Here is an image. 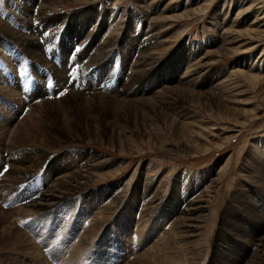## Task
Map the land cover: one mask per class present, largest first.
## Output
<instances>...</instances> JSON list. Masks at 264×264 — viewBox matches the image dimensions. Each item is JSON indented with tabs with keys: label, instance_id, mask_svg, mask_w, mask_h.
Listing matches in <instances>:
<instances>
[{
	"label": "rangeland",
	"instance_id": "obj_1",
	"mask_svg": "<svg viewBox=\"0 0 264 264\" xmlns=\"http://www.w3.org/2000/svg\"><path fill=\"white\" fill-rule=\"evenodd\" d=\"M42 1L0 0V21L9 29L21 30L20 26L26 18L38 27L33 33L36 36L39 33L37 42L43 56L41 60L34 58L31 55L36 51L33 45L16 43L0 30V82L9 87L16 86V96L29 103L20 114V110L15 111L19 108L17 104L12 106V102L0 91V107L6 109L7 99L9 107H13V114L21 120L32 111L30 106L35 108L36 128L20 132L19 144L30 143L38 149L28 153V159L22 164L5 160L0 155V264H72L77 257L83 264H143L138 258L152 244L163 250L164 247L166 250L173 249L174 253L184 247L175 242L178 238L169 231L160 216L164 217L163 206L178 193L180 186L177 185L180 184L191 188L194 193L190 197L197 200V205L203 206L200 209L203 217L194 228V238L186 244V248L196 252L197 264H220L218 249H225L224 246L229 244L232 245L231 253L237 258L242 252L244 237L251 241L257 234L264 235V188L259 184V181L264 182V33L253 37L243 34L251 21L264 16V0ZM40 5L47 6L42 11L38 8ZM36 13L49 20L53 17L70 20L73 17L72 28L67 32L70 26L67 27L64 22L56 25L53 31L45 29L44 24L35 25V20L31 18ZM82 22H86L84 26ZM101 22L104 28L100 34L108 33L114 45L101 57L102 61L87 64L88 57L82 60L79 53L84 54L86 48H91ZM259 24L261 30L264 29V20ZM20 33L32 34L23 30ZM132 37H137L134 40L137 42L135 52L138 53L148 43L153 47L147 52L152 50L150 55L158 60L150 70L147 66L136 75L133 89L123 90L122 93L120 88L115 93L113 89L119 87V81L126 77L131 79L126 63L131 62ZM189 61L194 65L190 67ZM186 67L190 71L195 68L192 72L198 78L197 85L205 75H209L214 83L218 80L216 83L221 88L199 89L195 85L182 86L179 80L170 81L171 76L179 75L180 79ZM59 69H63L61 73ZM58 85H63L60 90H57ZM171 86L186 99L175 104L177 110L171 104L173 109L165 102L160 104L161 98H157L160 109L157 116L153 109L143 105L153 103L149 97L159 93L163 95L164 91L172 92ZM89 87L104 94H113L118 99L114 102L117 105L116 114L101 115L88 106L87 115H92V119L87 121L79 108L78 115L66 113L62 122L75 127L69 134L60 133L66 142L56 152H51L49 146L53 144L44 127L49 125L54 129L59 124L45 114V99L60 101L63 96L69 95L71 89L85 90ZM62 92L64 95H61ZM91 93L86 95L93 99L89 100V104H101L100 98L90 96ZM142 97L145 98L142 103H146L135 100ZM175 110L178 112L175 113ZM183 121L193 122L191 131H200L203 135L196 132L192 138L188 131L176 129ZM3 124L5 121L1 120V132L6 129ZM206 128H211V132L204 131ZM81 157L85 160L98 159V165L86 177L89 184L85 188L80 187L75 195L60 199L50 209L31 211L32 208L24 206L45 186H51L54 173L63 165L68 167L64 169L70 172L71 179L77 181L80 178L83 182ZM225 160L228 164L222 177H217L218 167ZM19 169L28 171L26 177L30 176V179L15 182L8 175L11 170ZM102 172L108 175L98 178ZM145 181L154 187L155 192H151L149 201L154 207H148L149 212L144 210L139 215H131L127 204L134 200L133 194L142 197ZM114 187L120 188L122 195L113 209L105 210L102 205L91 204L84 208L85 195L99 192L109 199ZM97 197L93 200L95 204ZM70 206L75 207L73 214L85 216L83 226L77 227L76 231H68L75 219V215L71 217L70 213L67 214ZM121 214L127 215L131 229L121 238L131 235L137 246L130 249L133 242L125 245L123 252L112 253L114 256L104 254L105 250L98 252L101 244L102 248L103 244L108 245L106 249L110 252L118 246V241L113 243L109 237L116 233L118 222L122 220ZM96 218L103 221L90 237L86 230ZM51 221L53 224H49ZM154 222L157 226L152 228ZM106 228L113 232L103 239ZM50 229L52 237L43 240L42 234ZM218 234H222L223 238H219ZM86 235L89 236L88 241L79 244ZM65 236L70 238L64 239ZM76 237H80L78 242L74 240ZM121 238L119 242L122 244ZM166 240L173 244H166ZM39 253L42 259L34 260L33 256Z\"/></svg>",
	"mask_w": 264,
	"mask_h": 264
},
{
	"label": "bare ground",
	"instance_id": "obj_2",
	"mask_svg": "<svg viewBox=\"0 0 264 264\" xmlns=\"http://www.w3.org/2000/svg\"><path fill=\"white\" fill-rule=\"evenodd\" d=\"M53 1H55V0H53ZM28 2H29V0H28ZM30 2H32V1H30ZM49 5H50V3H49ZM45 6H47V5H45ZM45 6L41 7V5H40V7H38V8L43 11ZM49 18H51V17H49ZM263 18H264V16H262L261 18L258 17L257 19L251 21L250 25H248V28L243 31V34H245L246 36L248 35L247 37H253L256 34L258 35L259 33H264V29L261 30L262 26L259 24V22L264 20ZM31 19L35 20V22H36L35 25L44 24L45 29L49 28L50 31L51 30L53 31L54 29L56 30V25L64 22L66 25H68L67 27L70 26L69 29L67 28L68 29V30H66L67 32L71 30V28H72L71 20L73 21V17L70 18V20H66L65 18H60V17H53V19L49 20L48 18L42 17L41 15L38 16V14L36 16L32 17ZM24 22L25 23L21 24V26H20V27H22L21 30H14V29H9L2 21H0V30L2 32H5L6 36L9 37V38H12L16 43H23L26 46H28L30 44L33 45V47L36 48V51H35V53H33L31 55L34 58L40 59L41 57H43L42 56V52L40 51V49L38 47L39 43L37 42L38 37H40V36H39V33H38L37 36H36L35 33H33V30L37 29L38 27L37 26L35 27L34 24L32 25V22L30 21V18L29 19L26 18ZM85 23L86 22H82L81 23L82 26H84ZM102 27H103V24L101 22V24H99V26L97 28V31H96L97 35L93 36L94 40L92 39L93 43H92L91 48L88 47V48H86V50H84V54L85 55L82 52L79 53V54H81L80 57H82V60L85 57H88L87 59H89V60H88L87 64H91V63L96 62V61H102L101 57L105 56L106 52H108L111 49V47L114 45V42H112L113 40L112 41L110 40L111 38L108 36V33H105L104 35L100 34V32L102 30ZM22 30L25 31V32L31 31L32 34H25V33L21 34L20 32H22ZM37 32H38V30H37ZM145 34H147V31H146V33H144V35ZM2 39L3 38L1 37V40ZM112 39H114V38H112ZM134 40H137V37H132L131 40H130L131 41L130 42L131 43L130 46H132V48H133L132 54L130 55L131 62H127L126 63L127 66H128V67L127 66L126 67L129 70L128 71L129 75L132 74L131 75V79L126 77V78H123V80L119 81V84H118L119 87L113 89V90H116L115 93L120 91L119 90L120 88H121L122 93H124L123 90L124 91L125 90L129 91L128 89H133L132 86L134 85V81H135L134 78H136V75H138V73L142 69L144 71V69H146L147 66H148V69L150 70L156 64V62L158 60L156 57L150 55V54H153L152 50L149 53L147 52L151 47H153L150 44H148L147 42H145V43H147L146 44L147 46L142 47V49H140L138 53L135 52L137 50L136 49L137 42L135 43ZM147 41H148V39H147ZM90 49H92L93 51L91 50V52H89ZM64 56H65V54H64ZM133 57H135V58H133ZM103 59L105 60L104 57H103ZM188 63H190V61ZM192 65H194V64H191L190 67ZM194 69L195 68H193L192 71ZM62 70L59 69V73H61ZM185 70H184L185 72L183 71V73H181L182 76L180 75L181 76L180 79H179V75H177L175 77L171 76L170 81L175 82V81L179 80V83L182 86H183V84L187 85V86H190V87H193L195 85V86H198L199 89L208 88V87H211V88L215 87V88H217L219 90L221 88V87H219L218 83H216L218 80L214 83L213 79L209 78V75H205L203 77L204 79H202L200 82H198V85H197L196 81L198 80V78L193 76L194 73L192 71L188 70V67H186ZM64 73H65V71H64ZM254 77L258 78V77H256V75H254ZM124 79H127V81H124ZM154 83H155V81H154ZM0 84H1V82H0ZM1 85L5 86V87L0 86V91L2 92V95L5 96L6 98H8L12 102V106H14V104H17V106L19 108H18V110H15V111H19L20 110V114L23 113L24 110L26 109V105H29V103H24V99L20 98L21 96L20 97L16 96L15 93H17V91H18L16 89V86L15 87H9V86L4 85V84H1ZM58 86H57L58 88L57 87L56 88H57V90H60L63 85H58ZM171 88H172V86H171ZM70 91L71 92L69 93V95L68 96H63L60 101H56V100H52V99H48L47 98V99H45V102L43 103V105H44L43 108L45 109V114L48 117L54 119L59 124L58 128H54V129L52 127H49V125L44 127L45 123L43 124V127L46 129V132L49 133V135L48 134L47 135L50 136L51 143L53 144V145H50V146L48 145L50 150H51V152H56L58 150V148L63 147V144L66 142L64 138L60 137V133L61 132H66L67 134H69V133L73 132L72 129L75 127V126L72 127L70 124H69L70 126L66 125V124H64L62 122V116L65 115L66 113L71 114V115L72 114L78 115V108H79V110L81 111V114L83 115V119L88 121L89 119H92V115H90V114L87 115L89 107H91L90 108L91 110H95L96 109V112L100 113L101 115H103V113L104 114L111 113V115L112 114L115 115L116 112H117V109H116L117 105L116 104L114 105V102L116 101L117 98L116 97L114 98L112 96L113 94L109 95V94H104L103 92H102L103 93L102 94L98 90H95L93 87L92 88L89 87V88H87L85 90H79V89L76 90L75 89V91L73 89H71ZM91 91H93V93H91ZM156 91H158V90H156ZM174 91L175 90H173V88H172V92H167L166 93L164 91L165 93L163 92V95L161 93H159L160 92L159 91L158 95H155L154 97H149L151 99V100L150 99L149 100L150 101L153 100V103L143 102V103H146V104H143L142 101H143V99H145L143 97H142V99H138L137 98L135 100H138L140 103H142L146 107H150L149 109H153V112L157 116L159 114V112H160V109L158 108L159 102L157 101V98H161V100H162L161 102L162 103H160V104H164L163 102H165L166 106L169 107L170 109L172 107L176 109V105L175 104H178V102H180V101H181L180 103H182L183 101H186V99L184 98V95H182V97L180 95H178L179 94L178 93L179 90L175 91V92ZM13 93H14V95H13ZM89 93H91L90 96H95V97L100 98L101 104H99L97 102H93L94 105L89 104V100H93L90 97H88V98L86 97V95H88ZM182 93H184V92H182ZM204 95H205V93H204ZM14 97H15V100H14ZM134 98H135V96H134ZM119 100H121V99H119ZM214 100H215V98H214ZM5 103H6V109L0 107V111H1L0 113L4 114L3 116H2V114L0 115V122H1V120L5 121V124H3V125H4V127H6L4 132H1L2 130H0V134L2 133L0 135V155L5 160L14 161L15 163L18 162V163L22 164L23 161H25V159H28V157H29L28 153H32V150H33V152L35 150H38V149H36L35 146H33L30 143L23 144L21 142L22 145L19 144V140L21 139V137H19L20 132H22L24 129H28V128L34 129V128H36V125H35V122H34L35 121L36 111H35V113H33L35 108H33V107L31 108V106H30L29 107L30 111L31 110L32 111L31 112H27L28 115L25 113L27 116L23 120H21L22 118L20 119L17 114H15V115L13 114V112H12L13 111V107H9V101L7 99L5 100ZM131 104L132 103L129 102V106L130 107H131ZM170 104H171L172 107L170 106ZM156 105H157V107H156ZM215 106H216V104H215ZM36 107H38V106H36ZM155 108H157L158 111H156ZM176 110L174 111L175 113L178 112ZM125 113H126V111H125ZM45 114L43 113L42 115L45 116ZM5 115L9 116V118H6ZM180 116L183 117L185 115L180 114ZM26 119H28L29 122ZM173 120H175V119H173ZM179 120H180V118H179ZM26 122H28V123H26ZM49 122H51V121H49ZM53 123H54V121H53ZM53 123H50V124H53ZM180 124H181V127H178L176 129L179 130V128H180L181 130L188 131L192 138L194 137V135H195L194 133H196V132H199L198 134H202V133H200V131H194V130L191 131V129H192L191 125L193 124V122H185V121H183ZM204 131H210L211 132V128H209V130H208V128H206ZM191 137L189 139H191ZM225 140H226V138L224 139V141ZM204 148H206V146H204ZM36 155H38V154H36ZM85 155H87V154H85ZM83 159L84 158L81 157V164H82L81 167H82V172H83L82 177H84V179H85L83 182H81L80 178L77 181L75 179H71L70 172L65 170L64 169L65 166L63 165L62 169H60V167H59V169H57L58 172L60 171L59 173L58 172L54 173L55 178L53 179V182H51L52 183L51 186H45L44 189L40 190L37 195H35V196H33V197L28 199L29 203H25L24 206L32 208V210L31 209L28 210V208L26 207L27 210L28 211H30V210L31 211L38 210L39 211V210H41L43 208H46V207H48V209H50L51 207L56 205L59 202L60 199L67 198L69 196L75 195V193H77L82 188V186L84 187L85 185H87L88 181H87L86 177H88V175H90V173L93 172L94 167H96L98 165V161H97L98 159L97 160L96 159H92V160H85L84 159L83 160ZM77 164H78V162H77ZM227 164H228L227 160H225V162L223 164L220 163V165H219V163H218L219 167H218V170H217V173H216L217 177H220V178L222 177L221 175L223 174ZM77 167H79V166H77ZM13 168H15V167H13ZM65 168L68 169V167H65ZM27 172L28 171H26L24 169H19L18 171L11 170L10 172H8V175L11 176L15 180V182H16V180H17V182H19L18 181L19 179H23V180L30 179V176L29 177L27 176L28 178L26 177ZM110 172H112V170L109 171V173ZM116 172H118V171H116ZM257 172L261 173L262 171L257 170ZM60 173H61V175L59 176ZM113 173H115V172H113ZM254 173L255 172H253V174ZM106 175H108L107 172H105V174H103V172H102V174L98 175V178L103 179ZM259 184H260V186L262 188H264V182L262 183L261 181H259ZM177 186L178 187L180 186L178 188L179 191H177L178 193H175V194L173 193L174 195H172L171 198H169V200L166 201V203L163 206L164 207V211L162 212V216L164 215V217L160 216V218L164 219L163 223L166 224L168 226V228H169V231L172 232V234L175 235L178 238V241H175V242H178L179 247L183 246L184 248H178L176 250V252L173 253L172 252L173 249H167L166 250L165 247H164V250H163V249H161L158 246H154L155 244L154 245L152 244L151 247L149 248V250L148 251L144 250L142 252L143 254H141L140 257L138 258L140 261H142L143 264H197V262L195 261V259H197V257H198L196 255V252H194V251L192 252L189 248H186V244L188 245L189 242H192L191 238H194V237H192L194 235V228L196 229V226L199 224V222L201 221V218L203 217L202 211L200 210L201 208H203V206L197 205V203H195L197 200L194 201V199H192L190 197L194 193V191L191 188H187L186 186H183L182 184L177 185ZM143 188H144L143 193L141 192L143 194L142 197H140L141 195L139 197H137L135 194H133L134 200L132 199V201H130V203L127 204V208H129L127 211H129L131 215H132V213H133V215L136 214V213H138V215H139V213L143 212L144 210H145V212L146 211L147 212L150 211V210H148V209H150L148 207H151L150 204H149L150 203L149 201L151 199V196H150L152 194L151 192L154 191V187H153L152 184L147 185L146 181H145V184L143 185ZM119 190H120V188L119 189L116 188V187L112 188V190L110 191L111 196L109 197V199L106 198V194L103 195L102 193H99V192L97 193L96 192L95 194L98 196L97 197L98 198L97 204H95V201H93L94 198L96 197V195L92 194V192L88 193L87 195L84 196L85 197L84 198V203H85L84 204V208H87L88 205L91 204L93 206H98V207L100 205H102L103 207H101V206L100 207L105 209V210L106 209L107 210L113 209V207L116 205V201L117 200L120 201V199H121V195L122 194L119 193ZM138 198H140V199H138ZM141 199L145 203L142 202V201L140 202ZM144 199H147V200H144ZM249 199L253 200V202H254L253 198L249 197ZM152 207H154V206L152 205ZM67 211H68L67 214L70 213L69 215L71 217H74V215L76 214V213L73 214L74 211H75V207L74 206H70V208L67 209ZM79 211H81V209ZM153 211L154 210H152V212ZM140 215H142V214H140ZM74 218H75L74 222L72 221V223L69 225L68 231H72L74 229L76 231L77 227L83 226V223L85 221L84 220L85 219L84 215H79L78 214L77 216L75 215ZM120 219H122V220L120 222H118L119 225L117 227L116 233H114L111 237H109L110 240L111 239L113 240V243H114V241H116L115 243L117 244V241H118V246L117 247L115 246V249L112 252H110L109 249L108 250L106 249V247L108 245L103 244V248H102L101 247L102 244H101L98 247V249H97L98 252L101 251V250H105L104 254L109 253L110 256H114L112 253H122L123 252L122 248L125 245H129V244L131 245L132 244L133 238H131V235H127L126 237L121 238L123 233L124 234H126V233L129 234V232L131 231L130 226H129L130 225V223H129L130 221L127 218L126 214H121ZM123 220H125V222H122ZM256 220H258V219H256ZM102 221L103 220L98 219V218L92 220L89 223L88 227H87L86 233L89 232V235L91 237V235L94 234V232L97 230L96 227L99 226V224H101ZM35 223L36 222L32 223L31 226H34ZM43 224H45V222H43ZM49 224H53V221L49 222ZM46 225L47 224H45L43 226L46 227ZM112 226H113V228H116L115 224H113ZM154 226L155 227L157 226L156 222H154V224L152 225V228H154ZM112 232H113V230L110 231V229L106 228V230L104 231L103 239L106 238V236L108 237V235L110 233H112ZM257 232L258 231L254 232L253 234H256ZM259 232L261 233L262 231H259ZM55 233H57V232H55ZM12 234H13V232H12ZM51 235H53V233H52V230L50 229L47 233L44 232L42 234V239L46 240V238L48 239V238L52 237ZM217 236H219V238H223L222 234H218ZM176 237H175V239H176ZM66 238H70V236H67V237L65 236L64 239H66ZM76 238L74 240H77L76 242H78L80 240L79 239L80 237L77 238V239ZM88 238H89V236L86 235L84 238H82L80 240L79 244H81V243L84 244V241H86V240L88 241ZM92 238H95V237L92 236ZM119 238L122 239V241H123L122 244H121V241L119 242ZM228 238H230V237H228ZM249 239L247 237H244L242 239V240H244V241H242L244 243V244H242V248H241L242 252L237 258L235 257V255H233L231 253L230 250H231V246L232 245H230V244L227 245V246H224V247H226L225 249H218L219 254H220L219 255L220 259H219L218 263H220V264H244V262H245V264H264V235L257 234V236H254V238L251 241H249ZM43 240H42V242H44ZM167 240L165 241L166 244L167 243L168 244H173L172 242L169 243L170 241L168 242ZM26 244H29V243H26ZM252 244L254 246H252ZM136 246H137V242L135 240L133 242V245H132L133 248L131 247L130 249H135ZM111 248H113V247H111ZM158 248H160V249H158ZM186 250H187V252H186ZM78 254H79V252H78ZM65 255H66V253H65ZM65 255H64V257H65ZM245 258H246V261H245ZM33 259L34 260L35 259L36 260L37 259L41 260L42 256L39 253V254L33 256ZM72 264H83V261H80V258L77 257V258H75L72 261ZM126 264H128V262ZM132 264H134V263H132Z\"/></svg>",
	"mask_w": 264,
	"mask_h": 264
},
{
	"label": "snow or ice",
	"instance_id": "obj_3",
	"mask_svg": "<svg viewBox=\"0 0 264 264\" xmlns=\"http://www.w3.org/2000/svg\"><path fill=\"white\" fill-rule=\"evenodd\" d=\"M48 86L51 87V84H49ZM61 95H64V93L62 92Z\"/></svg>",
	"mask_w": 264,
	"mask_h": 264
}]
</instances>
